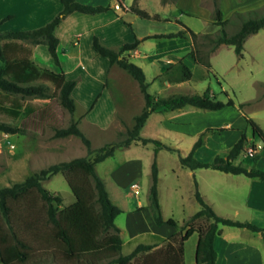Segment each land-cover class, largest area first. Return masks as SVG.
<instances>
[{
  "label": "trees",
  "instance_id": "1",
  "mask_svg": "<svg viewBox=\"0 0 264 264\" xmlns=\"http://www.w3.org/2000/svg\"><path fill=\"white\" fill-rule=\"evenodd\" d=\"M61 2V9L41 26L0 31V39H7L0 44V130L7 134H24L27 131H42L44 124L49 123L54 128L55 137L71 134L80 137L86 147V154L51 163L26 175L22 180L0 186V264H48V259L76 264L83 262L86 264H185L183 243L195 230L198 231L196 262L216 264L214 238L220 233V225L260 231L264 243V227L248 220L216 213L199 191L195 181L194 197L200 208L183 220L178 232L171 234L157 249H153L152 244L139 243L129 253L121 252L122 238L119 234L120 228L115 224V217L122 209L112 200L105 181L95 169V164L113 155L116 147L129 146L133 142L154 144L148 199L149 208L157 224H176L173 218L165 219L161 211L156 162L158 149L177 151L181 165L190 169L208 167L261 180H264V170L234 161L239 155L244 154V145L247 141L245 133L240 135L226 153L216 154L209 160L195 157L194 151L202 144L204 133L214 130L212 128L204 130L185 155L174 146L141 134L147 117L158 106L174 109L188 104L216 110L229 104L230 101L217 100L207 92L155 98L147 90L143 69L129 58V52L134 50L139 42L138 38L131 42H123L116 48L103 44L96 36L92 40L95 53L107 57L111 64L115 63L126 70L138 82L143 93L145 104L142 110L134 115L133 124L127 128L125 138L106 142L95 149L90 138L80 129L77 119L72 118L67 126H57L50 123L53 114L49 111L48 102H44L43 108H37L36 104L29 101L24 102L22 99L26 96L51 98L55 92L60 104L69 113L73 114L75 111L76 103L72 90L76 80L66 78L62 71L56 72L38 66L31 59L30 47L18 42L20 40L31 44H47L50 54L58 63V38L55 28L63 18L76 10L94 13L108 7L78 0H61ZM262 8L235 10L229 17L223 18L220 1L212 0L211 23L219 26L214 35L208 31L195 32L177 20L183 29L166 34L148 35L145 38L188 35L193 43L198 37L206 38L211 42L209 51H214L220 44H228L232 45L237 56L242 58L246 38L264 26V5ZM130 10L145 19L160 18L158 13L151 14L134 4L130 6ZM229 23L238 25L231 33L226 30ZM197 51V48H193L190 53L197 62L206 65V69L210 67L209 59H202ZM172 67L177 71L180 80L188 79L193 75L191 69L182 60H178ZM47 81L54 86L52 92H49ZM13 94H20V97L12 96ZM247 121L252 135L258 137L264 144V130L254 119L248 118ZM56 173L63 174L74 196V200L67 205H62L61 194L51 192L43 184V180ZM38 198L40 204L37 203ZM203 220L206 223L201 225ZM41 225L46 227L47 231H40ZM28 234H31L32 238L28 237Z\"/></svg>",
  "mask_w": 264,
  "mask_h": 264
},
{
  "label": "crops",
  "instance_id": "2",
  "mask_svg": "<svg viewBox=\"0 0 264 264\" xmlns=\"http://www.w3.org/2000/svg\"><path fill=\"white\" fill-rule=\"evenodd\" d=\"M78 1L92 5H107L108 7L94 13L76 10L63 18L55 28V34L58 38V63L50 54L47 44H31L20 40L18 42H23L30 47L31 59L38 66L56 72L62 71L66 78L76 80L72 96L76 103L74 114L79 126L85 121L93 129L116 128L122 125V122L130 123L129 120H133L134 115L139 113L145 104L138 82L134 78H130L131 80L124 78L121 70H118L119 73L117 72V69H122L121 67L115 63L111 64L107 57L95 53L92 47L94 36L103 44L113 48L123 42H131L135 38L139 39L136 48L129 52V58L143 69L147 90L155 98L168 97L174 94H200L203 92L215 97L214 91L209 86L201 90L202 86L190 82L191 79L195 78L194 75L188 79L180 80L177 77V71L172 67L178 60H182L194 74L195 68L201 65L190 53L193 49L190 36L145 38L148 35L166 34L183 29L181 24L179 29L162 32L148 31L137 26L136 19L138 15L130 10V6L134 4L147 11L145 7L147 0ZM191 1L175 0L172 4L176 7L174 12H178L175 18L200 16L205 23L213 20L211 3L203 4L201 0H193L196 2L192 4ZM219 1L223 18L229 17L235 10L246 11L259 8L264 3V0H250L247 2L228 0V4L226 3L228 9H226L224 0ZM241 1L244 3L241 4ZM117 2L121 4V8L114 7ZM159 2L165 7L170 6L168 1L164 2L165 4L161 0ZM256 2L261 4L255 5ZM61 7V0H0V31L41 26L50 20ZM181 22L193 31L200 32L190 23ZM5 41L7 39H0V44ZM114 70L116 73H113ZM111 79L114 84L109 85ZM129 85L137 87V90H131ZM111 87L114 91L111 90ZM224 107L225 105L222 108ZM133 108H135V111L132 110ZM215 112L216 110L188 104L174 109L161 105L149 114L141 129V134L157 138L163 143L174 146L180 150L181 154L185 155L204 130L217 128L216 130L206 131L202 136V144H210L211 140H215L216 134L224 137V134L232 129L231 119L223 121L221 125L215 127L213 125ZM235 132L237 134L235 133V137L224 149L225 151H228L230 146L240 137V132ZM0 133H3V131L0 130ZM149 144L151 142L146 144L133 142L129 146L121 147L131 149L133 146H148ZM164 151L177 154L178 152L161 148L156 153L158 198L162 215L165 219H168L173 217L164 213L159 188V157ZM168 171L170 174L181 176L184 179L188 196L194 197L196 181L199 191L216 213L235 219L248 220L264 227V180L208 167L190 169L181 165V163L171 166ZM98 174L105 181L108 191H110L109 184L111 183L112 194L115 195L122 209L120 213H127L122 223L118 222L120 213L115 217V224L120 228L121 252L123 254L132 251L139 243L152 244L153 249L159 248L171 234L180 230L184 219L200 208V204L196 200V203L191 202L190 207H185L186 211L180 219L173 218L176 224H157L151 210L148 216L144 215L143 206L145 204L142 199L136 198L133 204L134 208H132L129 205V199L121 194L123 192L120 183L115 180L109 183L107 173ZM146 205L149 207L148 198ZM181 205L184 206L182 200ZM165 224L178 226V228L170 230L164 227ZM184 231L185 229H183ZM197 240L198 231L196 230L184 240L185 264H200L195 260ZM214 247L217 252L216 264H264V243L260 231H252L246 227L220 225V233L214 238ZM188 256L190 262L187 261Z\"/></svg>",
  "mask_w": 264,
  "mask_h": 264
},
{
  "label": "rangeland",
  "instance_id": "3",
  "mask_svg": "<svg viewBox=\"0 0 264 264\" xmlns=\"http://www.w3.org/2000/svg\"><path fill=\"white\" fill-rule=\"evenodd\" d=\"M167 1L170 4L169 7L163 6L159 0H147L145 2L147 11L150 13L157 12L161 18L155 20L138 16L136 25L148 31H172L181 27L177 21L179 20L190 23L194 28L199 29L200 32L208 31L211 35H214L218 31V25L211 23L210 20L205 23L200 16H182L178 19L175 18L178 15V12H174L176 7L172 5L175 0H161L162 3ZM243 1L247 2L250 0ZM243 1L240 3H244ZM181 2L183 3V1ZM191 2L194 4L196 1L192 0ZM201 2L203 4L211 3L212 5V0H201ZM228 2V0H224V7L226 9H228V6L226 7ZM261 3L263 2L261 1ZM261 3L256 2L255 5ZM263 5L259 9H263ZM237 27V24L229 23L226 26V30L231 33ZM210 46L211 42L201 37H198L193 43V48L198 49L197 54L202 59H209L210 67L206 69V65L200 63L201 65L194 70L193 75L195 78L191 79L190 82L202 86L200 88L201 90L209 86L214 91L217 100L223 102L230 101L224 108L216 109L213 125L218 127L223 121L231 119L232 129L224 134V137H222L223 135L216 134L215 140H211L210 144H202V146H199L194 155L199 159L209 160L216 153L220 155L226 153L224 149L233 140L235 131H237L240 132V135L242 133L247 135V141L244 147L256 144L259 146V151L256 157L241 154L234 161L264 170V144L258 137L252 135L250 125L247 121L248 118L254 119L264 130V26L246 38L242 58L237 56L232 45L220 44L214 51H209ZM118 70H121L124 78L131 80L130 78L132 77L126 70L117 69V72ZM113 73H116V71L114 70ZM124 82L126 81L124 80ZM46 83L49 86V92H52L54 90L53 84L49 81ZM112 83L114 84L111 79L109 85ZM129 88L131 90H137L135 86L129 85ZM111 90L114 91L112 87ZM14 95L20 97V94H13L12 96ZM22 100L36 104L37 108L45 107L44 102H48L49 111L53 114L50 121L51 124L67 126L72 118L75 119V114L69 113L60 104L55 92L51 98L26 96ZM132 110L135 111V108ZM129 121L131 122H122V125L107 130L93 129L85 121L79 127L90 138L92 147L97 149L106 142L119 141L125 138L127 128H130L133 124V120ZM214 129L216 130L217 128ZM53 134L54 128L49 123L44 124L42 131H27L24 134L13 133L9 135L4 132L0 133V186L22 180L26 175L46 167L51 163L86 154V147L80 137L72 134L64 137H55ZM153 148V143L148 146H133L131 149L116 147L113 155L95 164V169L98 173H107L109 183L114 180L120 183V188L123 192L121 194L126 199H129V205L132 208H134L133 204L136 198L143 200L145 204L143 206V213L145 216L150 214L146 200L148 198V185L151 181V163L154 157ZM159 162V188L164 213L175 219H180L186 211L185 207H190L191 202L196 203V199L187 195L188 192L184 179L181 176L170 174L168 171L171 166L180 164L178 154L164 151L159 157ZM132 182L138 184V194H134L130 190L129 185ZM43 184L51 192L62 195V205H67L74 200V196L62 173H56L43 180ZM109 190L110 197L118 204V200L112 194L111 183L109 184ZM36 200L40 204V199L38 198ZM181 200L184 206L181 205ZM118 206L120 207L119 204ZM126 214H118V222L122 223ZM205 223L203 220L201 225ZM164 227L170 230L178 228V226L175 227L167 224ZM39 229L42 232L47 231L43 225ZM28 237L32 238L31 234H28ZM33 243L36 242L33 241ZM187 261L190 262L189 256ZM47 263L76 264L58 259L57 261L48 259ZM82 264L86 263L83 262Z\"/></svg>",
  "mask_w": 264,
  "mask_h": 264
},
{
  "label": "built area",
  "instance_id": "4",
  "mask_svg": "<svg viewBox=\"0 0 264 264\" xmlns=\"http://www.w3.org/2000/svg\"><path fill=\"white\" fill-rule=\"evenodd\" d=\"M115 8H121V4L119 2L114 4ZM259 151V146L256 144H252V145H247L244 147V155L245 156H254L255 154H257ZM130 190L134 193V194H138L139 192V186L137 183H130L129 185Z\"/></svg>",
  "mask_w": 264,
  "mask_h": 264
}]
</instances>
